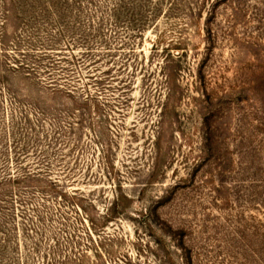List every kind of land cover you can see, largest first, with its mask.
Instances as JSON below:
<instances>
[{
    "label": "rangeland",
    "instance_id": "374dc122",
    "mask_svg": "<svg viewBox=\"0 0 264 264\" xmlns=\"http://www.w3.org/2000/svg\"><path fill=\"white\" fill-rule=\"evenodd\" d=\"M0 264H264V0H0Z\"/></svg>",
    "mask_w": 264,
    "mask_h": 264
}]
</instances>
